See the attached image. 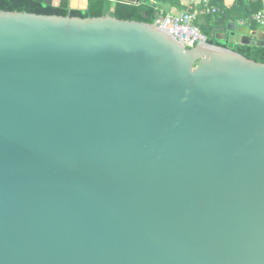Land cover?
<instances>
[{
	"label": "water",
	"instance_id": "95a60500",
	"mask_svg": "<svg viewBox=\"0 0 264 264\" xmlns=\"http://www.w3.org/2000/svg\"><path fill=\"white\" fill-rule=\"evenodd\" d=\"M0 264H264V64L155 23L0 11Z\"/></svg>",
	"mask_w": 264,
	"mask_h": 264
},
{
	"label": "trees",
	"instance_id": "16d2710c",
	"mask_svg": "<svg viewBox=\"0 0 264 264\" xmlns=\"http://www.w3.org/2000/svg\"><path fill=\"white\" fill-rule=\"evenodd\" d=\"M165 4L183 10L180 0H141L138 4L111 2L109 0H88L87 9L62 10L52 6H45L34 0H0V11L25 12L37 15L70 16L80 18H94L109 15L118 20L137 21L153 24L165 14H161L158 5ZM197 9H205L206 13L198 17L196 26L207 42L214 46H222L252 60L264 64V47L250 45H234L219 42L215 39L216 27L224 26L228 22H238L240 19L250 18L264 9V0H235L227 8L223 0H200ZM251 31L263 30L256 24L250 26Z\"/></svg>",
	"mask_w": 264,
	"mask_h": 264
},
{
	"label": "built area",
	"instance_id": "2783aa9c",
	"mask_svg": "<svg viewBox=\"0 0 264 264\" xmlns=\"http://www.w3.org/2000/svg\"><path fill=\"white\" fill-rule=\"evenodd\" d=\"M205 13V9H193L179 14H165L154 23L170 31L178 40L183 41V44L187 48H192L195 46L196 41L205 39L196 26L198 17ZM236 23L239 26L248 27L249 29L252 24L264 27V9L252 15L250 18L240 19Z\"/></svg>",
	"mask_w": 264,
	"mask_h": 264
},
{
	"label": "crops",
	"instance_id": "0c3cea01",
	"mask_svg": "<svg viewBox=\"0 0 264 264\" xmlns=\"http://www.w3.org/2000/svg\"><path fill=\"white\" fill-rule=\"evenodd\" d=\"M234 1L235 0H223V3L225 7L229 8L234 4ZM180 2L181 5L184 7V9L181 11L174 9L169 5H165V4L158 5V9L160 10L161 14H179V13L187 12L189 10L197 9V3H199L200 0H180ZM80 5H82L81 1H80Z\"/></svg>",
	"mask_w": 264,
	"mask_h": 264
},
{
	"label": "bare ground",
	"instance_id": "6f19581e",
	"mask_svg": "<svg viewBox=\"0 0 264 264\" xmlns=\"http://www.w3.org/2000/svg\"><path fill=\"white\" fill-rule=\"evenodd\" d=\"M84 5V1H82V5L81 6H83Z\"/></svg>",
	"mask_w": 264,
	"mask_h": 264
}]
</instances>
